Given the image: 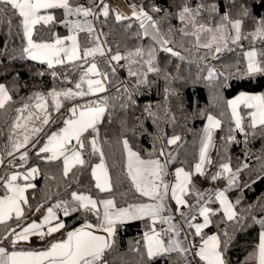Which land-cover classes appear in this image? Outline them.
<instances>
[{"label": "trees", "instance_id": "obj_1", "mask_svg": "<svg viewBox=\"0 0 264 264\" xmlns=\"http://www.w3.org/2000/svg\"><path fill=\"white\" fill-rule=\"evenodd\" d=\"M106 2L71 0L74 7L82 5L91 8L94 13V33L86 30L78 32L81 50L96 46L94 36H98L99 43L102 41L107 49L106 54L89 57L88 62L66 61L49 68L47 62L35 61L27 56L24 51L27 42L18 17L7 13L12 20L11 26L0 21V84L7 87L12 97L0 109V156L3 160L0 167V198L8 193L6 182L13 173L22 174L33 167L38 169V173L30 179L35 187L27 190L23 215L0 224V239L11 242L12 229L25 225L45 206L51 207L64 223L59 238L86 224H97L95 214L72 210L76 203L72 200L73 192L98 200L114 198L117 208L150 201L148 197L135 192L127 177L123 141L127 140L130 148L143 159L163 160L165 155H160L161 150L165 153L168 140L179 136L180 140L173 144L177 152L169 172L183 168L193 175L205 123L212 115L221 123L213 161L204 175V181L213 182L212 177L221 164L227 163L233 170L242 171L241 190L232 197L240 219L238 223L228 221L217 200L210 197L208 206L214 213L210 215V225L202 230L200 236L194 235V231L187 227L188 237L192 245L198 247L203 241L202 237L206 239L216 234L221 240L220 250L225 264L255 262L260 234L264 231V225L259 226L257 222L264 216V130L249 127L247 114L250 110L242 106L245 132H240L235 126L228 102L241 92L264 95V72L249 73L247 59V52L254 49L257 65L264 68V38L255 35L260 22L264 21V0H124L128 7H141L152 16L157 22L159 34L169 41L167 47L179 55L164 51L152 39L145 37L140 20L135 16L122 14L121 19L117 20L115 9ZM104 5L108 7L107 16L103 15ZM185 6L192 10V14H185V19L181 20L179 13ZM245 9L247 15L244 14ZM49 12L54 15V20L36 25L33 41L50 43L57 38L67 41L64 10L50 9ZM225 16L232 21H241V38L238 41H234L235 30L229 20L224 19ZM214 36L216 40L212 39ZM205 44L212 46L204 47ZM217 47L220 51H216ZM136 49H141L143 55H128ZM149 51L157 71L147 70ZM117 53L125 58L109 63L110 57ZM91 62L97 64L101 73H107V93L98 101L105 105L106 111L96 126L98 136L89 130L81 137L84 147L80 151L85 165L72 167L65 176L63 161L47 159L48 153H40L39 149L51 134L64 127L71 116L70 109L75 97L65 99L61 96V110L55 111L51 93L53 90L64 92L68 89L75 92L77 83L81 84L80 90L86 91L85 70ZM130 71L136 75H131ZM209 73H212L211 78ZM141 79L145 82L140 83ZM41 95L50 113L48 124H43V130L35 133L32 132L34 120L16 127V123L21 124L27 111L33 109ZM92 102L93 106L98 104L97 101ZM25 105H28L26 110ZM81 105L87 106L89 103ZM25 135L30 137L23 152L27 156L25 159L16 158L14 145L21 143ZM92 135H96L100 141L102 157L92 151ZM9 152L12 155H8ZM101 160L105 161L112 178V192H101L95 187L92 168ZM189 187L190 193L186 195L189 203L205 191V187L194 180ZM65 207L69 209L68 215L64 214ZM151 226L150 219L117 223L115 242L105 253L107 264H184L175 253L171 257L146 256L145 233L150 231ZM37 248L35 245H23L17 249L27 251Z\"/></svg>", "mask_w": 264, "mask_h": 264}, {"label": "snow or ice", "instance_id": "obj_2", "mask_svg": "<svg viewBox=\"0 0 264 264\" xmlns=\"http://www.w3.org/2000/svg\"><path fill=\"white\" fill-rule=\"evenodd\" d=\"M103 4V0H101ZM133 7L132 15L140 20V27L144 30L143 35H151L154 41H157L160 46L166 52H170L173 55H179V53L173 52V50L167 47L169 43L160 34L159 29L156 27L157 22L153 20V17L148 15L147 12L142 9L139 12L136 11L135 6ZM48 9H63L67 16L71 15H83L88 17L94 15L91 8L84 7L82 5L73 6L71 0H0V21H3L7 25L11 26L12 20L8 18L7 13H11L12 16L19 18L20 26L23 28V34L27 38L28 47L24 49L28 53L32 60H39L41 62H47L48 67L51 68L53 64H64L67 62L83 60L88 62L89 57H94L96 54L103 56L105 54V49L99 43V37L94 36L96 41V46L92 48L85 49L82 53L77 44L76 37L73 35L68 37L71 40V46H64V41L57 38L54 43H36L33 41V30L36 25L44 23L48 24L54 20V16L51 14H41L43 10ZM159 11V9H154ZM108 7L104 5L103 15L107 16ZM185 14L191 15L192 10L188 7H183L179 13L180 19H185ZM244 14L247 15V10H244ZM117 20L121 19L118 14L116 16ZM225 20H229L228 16L224 17ZM147 21V25L145 24ZM232 28L235 30L234 41H238L241 38V21L240 20H229ZM261 26L257 28L255 35L264 38V21H261ZM80 29L86 30L89 33H94V29L91 23L86 24V28L81 26L79 23L73 25V30ZM139 35V34H138ZM198 38V37H197ZM216 40L214 36L212 38ZM211 44H205L204 47H211ZM110 51V49H109ZM216 51H220L217 47ZM129 56H142L143 52L141 49H136L134 53H129ZM255 53H248V72L258 73L264 72V68L259 67L255 60ZM149 59L147 61L148 71H157V69L152 64V53L148 52ZM120 54H115L110 57V61L119 62L124 59ZM115 71V68L112 69ZM92 74L95 76H104L106 79L107 73H101L96 63L91 62L90 66L85 70V76ZM131 75H136V73L131 72ZM212 73H209V78H211ZM145 80L141 79L140 83H144ZM87 91L80 90L81 84H76L77 91L73 92L68 89L64 92H56L53 90L51 93L52 97L58 98L63 96L65 99H70L74 97H83L85 95L95 94L105 91V86L103 80L96 79L87 80ZM12 100V97L8 94V90L4 85L0 84V109H3L5 105ZM94 102H90L89 105H81L78 107H86V110L77 113V108L73 107L70 112L75 119H68L66 121V127H64L60 133L51 134L48 137L47 143L39 149L40 153H51L47 159L56 160L63 157L64 164V175L67 176L71 171L72 167L77 165L83 166L86 161L82 158L81 151L84 147V143L81 140L82 135L89 131L96 133L98 136V129L96 125L101 122V119L106 111L104 106H91ZM231 107V115L235 119V126L240 132H245V128L242 123V117L237 111L239 105H243L245 108L249 109L248 116L249 127L255 129L260 127L264 130V95H241L236 99L228 102ZM61 104L59 99H55V108L59 110ZM28 105H25L27 108ZM35 107L42 111L43 117L41 119L42 124H48L50 119V113L47 111V106L43 102V97L39 98ZM22 111V110H18ZM39 118V117H38ZM29 119H31V114H29ZM209 128L205 130V136L207 143H203L200 151V162L196 164L195 171L203 175L202 167L206 160L207 150L211 141V129L213 127H220V121L212 116H208ZM19 122L16 123V127H20ZM41 129L33 128L32 132H39ZM247 135V133H245ZM30 137L25 135L21 143L14 145L16 150L24 147L29 142ZM76 141V147L70 148L72 141ZM180 140L179 136H175L168 140V144H177ZM93 153H99L102 157L103 153L100 152L97 146V139L94 136L90 141ZM124 147L127 149V177L134 187L136 193L140 196L148 197L154 203L151 204H136L128 205L127 207L117 208L116 201L112 199H104L97 201L92 199L90 196L72 193V200L75 206L72 208L73 211H86L96 215L98 223L95 225L86 224L85 229L76 230L69 232L67 234V240L60 241L51 244L47 251L43 252H29V253H16L7 252L6 249L0 248V264H107L105 260V253L112 248L114 244V237L116 233V225L118 222H123L125 220L150 218L151 227L150 233H145V239L147 241L146 256L148 258L154 257H171L173 253L177 254L178 259L183 260L184 264H191L188 259V254L190 253L189 245L184 243L183 240L178 239L180 237L179 225L174 223V217L169 214L168 216H162L161 213L171 211L166 208L165 198L169 192V185L165 182V175L167 174L166 166L167 162H161L160 159H149L143 160L140 158L139 154L133 152L128 146V141H123ZM8 155H12L11 152ZM160 155H165L163 150H161ZM27 153L21 156V159H25ZM169 159H171V154H168ZM210 162V161H209ZM3 164V160L0 159V165ZM223 172H231L232 169L230 165H221ZM38 172L37 168H32L27 175L23 177L24 180H29L33 177L35 173ZM176 184L171 188V196L175 200L177 206L176 211L179 212L181 217H185V214L180 211L182 207H187L188 202L184 198L190 193V173L184 171L183 168H178L176 170ZM92 176L95 178V187L101 192H112V178L110 177L106 167L103 163L97 164L92 169ZM217 176H213L212 179L215 180ZM18 176L12 175L6 182L7 191L10 195H6L0 198V224L15 218L19 219L23 215L22 204H27V198L24 193L27 188L35 187L33 184H26L24 187L16 184ZM235 179V176L230 178L229 183L231 184ZM198 194V193H197ZM199 195V194H198ZM203 197H201L202 199ZM219 199L220 204L223 205V213L228 221L239 222V217L235 211L233 204L227 200L224 192H219L216 196ZM239 203V201H237ZM103 205V211L99 205ZM59 208L60 205L58 204ZM48 215L44 218V223H50L52 219L55 218V213L52 208H49ZM64 214H69V209L65 207ZM214 214L213 209L208 207H201L199 209V215L203 217L202 224H191L190 220L195 219L194 216L185 217L186 222H188L190 228H194V235L200 236L204 228L208 227L211 223L209 217ZM159 220L162 224H167V229H162L157 231L155 228L156 221ZM264 224V220L260 221ZM42 225L33 222L30 226L22 229L20 233H16L15 229H12V234L16 235L17 240H26L28 235L38 234L44 235L39 229ZM64 228L63 223L57 224L55 227H50L48 233L59 231ZM97 232H102L103 234H97ZM163 233V235H162ZM169 234H174L165 242L164 236ZM226 235V233H225ZM203 244L199 246L198 251L194 253L198 256L200 260L204 261L205 264H224L222 253L220 250L221 240L218 235L208 236L206 239L203 238ZM196 247V245H192ZM258 264H264V232L261 233L260 243L258 246Z\"/></svg>", "mask_w": 264, "mask_h": 264}, {"label": "crops", "instance_id": "obj_3", "mask_svg": "<svg viewBox=\"0 0 264 264\" xmlns=\"http://www.w3.org/2000/svg\"><path fill=\"white\" fill-rule=\"evenodd\" d=\"M107 2V4H110V5H112L113 6V8L115 9V8H117V9H119L121 12H122V14H124L125 16H131L132 15V13H133V8H130V7H128L126 4H125V2H124V0H106ZM135 9H136V11H137V8L135 7ZM138 9H141L140 7L138 8ZM49 10L50 9H48V10H43L42 11V14H45V15H47L48 13H49ZM50 14H51V12H50ZM53 15V14H52ZM69 19H72V21H70V22H68V20ZM68 22V23H67ZM63 23H66L67 24V28H68V36H67V41H64V39H61V40H63L65 43V45L66 46H71V40H69L68 39V37H71V36H75L76 37V40H77V44H78V46H79V40H78V32L79 31H82V30H80V29H75V30H73V25L74 24H76V23H79L81 26H83V27H85L86 28V24L87 23H91V25H92V27H93V29L95 28V19H94V15H90V16H88V17H84L83 15H71V16H67L66 14H65V19H64V21H63ZM34 31V30H33ZM83 31H85V30H83ZM26 38V37H25ZM26 42H27V38H26ZM35 42V41H34ZM55 42V41H54ZM54 42H50V43H54ZM37 43V42H36ZM100 44H101V46L105 49V54L107 53V49H106V47H105V45H104V43L101 41L100 42ZM27 47H28V45H27ZM79 49L81 50V48H80V46H79ZM83 51L81 50V53H82ZM27 56L30 58V56L28 55V53H27ZM31 59V58H30ZM35 61H39V60H35ZM39 62H41V61H39ZM46 62V61H45ZM54 65V64H53ZM97 65V64H96ZM97 68H98V70L100 71V69H99V67L97 66ZM101 72V71H100ZM89 79H92V80H96V79H101V80H103V83H104V86H105V91H103V92H99V93H95V94H90V95H85V96H83V97H79V96H77V97H75L74 98V100L72 101V104H73V106H72V108L73 107H76L77 108V113H79L80 111H84V110H86V107H83V108H81V107H78L79 106V104L80 103H84V104H88V103H90V102H92V101H100L101 99H102V97L107 93V87H106V81H105V78H104V76H95V75H92V74H88L86 77H85V79H84V84L88 87V85H87V80H89ZM5 86V85H4ZM5 88L7 89V87L5 86ZM8 90V89H7ZM86 91H87V88H86ZM8 94H9V92H8ZM40 97H43L42 95L41 96H39V98ZM55 99H59L60 100V97H58V98H54V102H55ZM39 101V99H37L36 101H35V105H36V103ZM43 102L46 104V101H45V98L43 97ZM60 104H61V101H60ZM71 104V105H72ZM35 105H34V107H33V109H31V110H28L27 111V114L25 115V117L23 118V120H22V122H21V126L22 125H25V124H27L29 121H31V120H34V122H35V126H34V128H38V129H43V127H44V125L41 123V119H42V117H43V113H42V111L41 110H39V109H37L36 107H35ZM91 106H93V104L91 105ZM95 106H104L105 107V105L102 103V102H98V104H94V107ZM71 108V109H72ZM27 108H25L24 107V110H26ZM61 110V106H60V108H59V110H56V108H55V111H60ZM29 114H31V119H29ZM210 116H212V115H210ZM39 117V118H38ZM212 117H214L215 119H217V120H219L218 118H216L215 116H212ZM76 117H74L73 115H72V113H71V116L68 118V119H75ZM20 126V127H21ZM97 126V125H96ZM64 127H66V123H65V125H64ZM63 127V128H64ZM62 128V129H63ZM207 128H209V124H208V119L206 120V123H205V127H204V130H203V133H202V136H201V140H200V143H199V159H198V161H197V163H199L200 162V151H201V148H202V145H203V143H207L208 141L206 140V136H205V130L207 129ZM61 129V130H62ZM218 129H219V127L217 128V127H213L212 129H211V141H210V144H209V148H208V150H207V154H206V160H205V163H204V165H203V167H202V171H203V175H201L200 173H197L196 171H195V166H196V164H195V166H194V170H193V175H190V183H191V181H195L196 183H198V184H201V185H203L204 187H205V191L195 200V201H193L192 203H189L188 201V206L187 207H182L181 209H180V211H182L184 214H185V217H189V216H194L195 217V219H191L190 220V223L191 224H202L203 223V217L202 216H200L199 215V209L201 208V207H208L209 208V206H208V201H209V198L210 197H214L216 200H217V202H218V204H219V206H220V208L222 209V211H223V205H221L220 204V201H219V199H217L216 198V196H217V191L218 190H216V191H214L215 193L214 194H212V189L210 188V183H208V182H205L204 180H205V177H204V175L206 174V172L210 169V167H211V164H212V161H213V156H214V152H215V148H216V139H217V134H218ZM61 130L59 131V132H57V133H60L61 132ZM91 130V129H90ZM86 133V132H85ZM54 134V133H53ZM83 136V135H82ZM96 137V139H97V146H98V148H99V150H100V152H102V149H101V144H100V141H99V139H98V137L96 136V135H92L91 137H90V140H92L93 139V137ZM48 140V139H47ZM46 143H47V141H46ZM45 143V144H46ZM173 145V144H172ZM129 146V145H128ZM69 147L70 148H72V147H76V141L75 140H73L72 141V143H71V145H69ZM130 147V146H129ZM26 148V146H24V147H21L19 150H17L16 151V155H20L21 156V154H23V152H24V149ZM124 149H125V155H126V162H127V149L124 147ZM171 149H173V148H171ZM132 150V149H131ZM174 150V149H173ZM173 150H170V151H167V150H165V159H163V160H161V162L163 163V162H167V169H166V171H167V174L165 175V177H164V179H165V182H167L168 183V185H169V192H168V195H167V197L165 198V203H166V208L167 209H170L171 211L169 212V211H165V212H162L161 213V215L162 216H168L169 214H171L173 217H174V220H173V222L174 223H177L178 225H179V228L181 229V231H180V237H178V239H181V240H183V242L184 243H186V244H188L189 245V248H190V253L188 254V259L191 261V264H205V262L204 261H202V260H200L199 259V257L198 256H195L194 255V253L196 252V251H198V248H199V246H201L202 244H203V241L200 243V245L198 246V247H196V248H193L192 247V243H191V241H190V239H189V237H188V233H187V227L189 228V224H188V222H186V220H185V217H181L180 216V214H179V212H177L176 211V208H177V206H176V204H175V200L172 198V196H171V188L173 187V186H175V184H176V175H175V173H176V170L178 169H176L174 172H173V181L171 182V180H170V178L168 177V174H169V167H170V165H171V160L169 159V156H168V154L170 153L171 154V158H175L172 154H174V151ZM176 150V149H175ZM133 152H135L134 150H132ZM51 155V153H48V156H50ZM82 155V154H81ZM176 155V154H175ZM141 158V157H140ZM0 159H1V156H0ZM59 159H61L62 161H63V157H61V158H59ZM141 159H143V158H141ZM57 160V159H56ZM143 160H149V159H143ZM210 161V162H209ZM100 163H103L104 164V166L106 167V169H107V171H108V168H107V165H106V163H105V161L104 160H101L99 163H97V164H100ZM97 164H95L94 166H93V168L97 165ZM225 164H227V163H225ZM221 165H223V164H221ZM221 165L217 168V170H216V172H215V175L214 176H217V178L215 179V180H212L213 182H215V181H225V187L223 188V189H221L222 191L221 192H224V195H225V197L227 198V200L228 201H230L231 203H232V197H234L235 195H237L238 193H239V191L241 190V186H242V182H243V174H242V171L240 170V169H238V170H233L232 169V167H231V165L230 164H228V165H230V167H231V169H232V171L229 173V172H223V170H222V168H221ZM2 165H0V167H1ZM33 168H36V167H33ZM92 168V169H93ZM31 170V169H30ZM30 170H27L26 172H24V173H22V174H19V173H13L12 175H17L18 176V179H17V181H15V183L16 184H18V185H20L21 187H24L26 184H31L30 183V179H32L37 173H35L34 175H33V177L32 178H30L29 180H20L21 178H23L25 175H27L28 174V172L30 171ZM184 171L185 172H187L185 169H184ZM108 173H109V171H108ZM187 173H190V172H187ZM191 174V173H190ZM233 174H234V176H235V179H234V181L230 184L229 183V180H230V178L233 176ZM11 175V176H12ZM110 175V174H109ZM10 176V177H11ZM94 178V177H93ZM95 179V178H94ZM95 183H96V181H95ZM6 187H7V185H6ZM29 188H27L26 189V191H25V193H24V195H25V197H26V193H27V190H28ZM208 190L211 192V194H205L206 192H208ZM11 193L10 192H8L6 195H10ZM201 197H203L202 199H201ZM185 199H186V196L184 197ZM92 199H95V198H92ZM104 199H112V198H109V197H106V198H102V199H95V200H97V201H101V200H104ZM187 200V199H186ZM151 203H154V201H152V200H150V201H148V202H146V203H139V204H151ZM233 204V203H232ZM132 205H136V204H132ZM21 207H22V209H23V204L21 205ZM99 207H100V209H101V213H102V211H103V205L101 204V205H99ZM233 207H234V205H233ZM49 208H51V207H47V206H45V207H42V208H40L34 215H33V217L25 224V225H23L22 227H20V228H18V229H16L15 230V232L16 233H20L21 231H22V229L23 228H25V227H28V226H30L33 222H36L37 224H40V225H42V227L39 229V231L40 232H43L44 233V235H38V234H32V233H30L29 235H28V239H26V240H17L16 239V235L15 234H13V236H12V240H11V242H8L6 239H0V248H4V249H6L7 250V252H9V253H12V252H16V253H29V252H43V251H47L49 248H50V246H51V244H53V243H57V242H60V241H65V240H67V236L66 237H64V238H59L58 236L60 235V233H61V231L63 230V228L62 229H60L59 231H56V232H52L51 234H49L48 233V229L50 228V227H55L57 224H59V223H63V221L59 218V216H58V214L53 210V212L55 213V218L54 219H52L51 221H50V223H44V218L48 215V209ZM234 209H235V207H234ZM236 211V210H235ZM225 215V214H224ZM13 217H15V216H13ZM226 217V216H225ZM142 219H150V218H147V217H145V218H142ZM209 219H210V217H209ZM136 220H141V219H133V220H125V221H123V222H118V223H126V222H132V221H136ZM262 220H264V216L263 217H261V218H259L258 220H257V222H258V224H259V226H263L264 224H262V223H260V221H262ZM64 224V223H63ZM162 226V227H160V226ZM210 225V224H209ZM167 227H168V225L167 224H162V223H160V221L159 220H157L156 221V224H155V228H156V230L157 231H161L162 229H167ZM81 229H85V227H83V228H81ZM194 232H195V229L194 228H191ZM205 229V228H204ZM203 229V230H204ZM80 230V229H79ZM85 230H87V229H85ZM262 232H264V231H262ZM261 232V233H262ZM149 234H151L150 233V231L148 232ZM97 234H103L102 232H97ZM162 235H163V233H162ZM174 234H169L168 236H167V238H165L164 237V239H165V242L167 243L168 242V240H169V238L171 237V236H173ZM211 235H216V234H211ZM211 235H209V236H211ZM260 236H261V234H260ZM145 241H146V239H145ZM259 243H260V239H259ZM23 245H35V246H37L38 248L37 249H35V250H27V251H22V250H18L17 248H19V247H21V246H23ZM146 246H147V241H146ZM45 264H46V262H45ZM224 264H225V262H224ZM251 264H258V258H257V260L255 261V262H253V263H251Z\"/></svg>", "mask_w": 264, "mask_h": 264}, {"label": "rangeland", "instance_id": "obj_4", "mask_svg": "<svg viewBox=\"0 0 264 264\" xmlns=\"http://www.w3.org/2000/svg\"><path fill=\"white\" fill-rule=\"evenodd\" d=\"M141 8V7H140ZM142 9V8H141ZM141 9H138L137 8V12H139V10H141ZM116 10V9H115ZM144 11V10H143ZM42 14V13H41ZM48 14H50V12L48 13ZM51 15H52V13H51ZM54 16V15H53ZM146 22V21H145ZM64 46H66L65 44H64ZM249 52H254L255 54H256V51L254 50V49H252V50H250V51H248L247 52V59H248V53ZM255 60H256V55H255ZM67 61V60H66ZM248 61H249V59H248ZM55 64V63H54ZM241 95H245V96H248V95H256V96H259V95H262L261 93H250V92H241L240 94H238L237 96H235V97H233V98H231L229 101H231V100H234V99H236L238 96H241ZM230 106V105H229ZM243 105H239L238 106V109H237V111L239 112V114H240V116L242 117V115H241V107H242ZM244 107V106H243ZM230 109H231V107H230ZM233 120H234V123H235V119L233 118ZM171 148H173V149H171ZM176 149V150H175ZM166 150L167 151H170V150H173L174 151V154H172L174 157H175V154H176V152H177V148L175 147V146H173V145H170V144H168V146L166 147ZM171 160V162L173 163V161H174V159L173 158H171L170 159ZM171 163V164H172ZM166 169H167V166H166ZM177 168H175L174 169V171L176 170ZM173 171V172H174ZM224 190V189H223ZM222 190H218L217 191V193H219V192H221ZM205 194H211V192L208 190V192H206Z\"/></svg>", "mask_w": 264, "mask_h": 264}, {"label": "built area", "instance_id": "obj_5", "mask_svg": "<svg viewBox=\"0 0 264 264\" xmlns=\"http://www.w3.org/2000/svg\"><path fill=\"white\" fill-rule=\"evenodd\" d=\"M116 9V11H117V13L118 14H120L121 13V11L119 10V9H117V8H115ZM23 154H21V156H22ZM18 157H16V158H21V156L20 155H17ZM169 178H170V180H171V182L173 181V174L171 173V172H169ZM225 187V181H215V182H211L210 183V188L213 190L212 192H214V191H216V190H221V189H223Z\"/></svg>", "mask_w": 264, "mask_h": 264}, {"label": "water", "instance_id": "obj_6", "mask_svg": "<svg viewBox=\"0 0 264 264\" xmlns=\"http://www.w3.org/2000/svg\"><path fill=\"white\" fill-rule=\"evenodd\" d=\"M147 21L145 22V24L147 25ZM144 30L142 29V32H143ZM145 37H148V38H150V39H152V37H151V35H148V36H145ZM153 40V39H152ZM154 41V40H153ZM158 46H160V44L157 42V41H154ZM161 47V46H160Z\"/></svg>", "mask_w": 264, "mask_h": 264}, {"label": "bare ground", "instance_id": "obj_7", "mask_svg": "<svg viewBox=\"0 0 264 264\" xmlns=\"http://www.w3.org/2000/svg\"><path fill=\"white\" fill-rule=\"evenodd\" d=\"M188 41H189V40H188ZM190 41H191V40H190ZM190 41H189V42H190ZM193 41H194V40H193ZM187 43H188V42H187ZM190 43H191V42H190ZM193 46H194V45H193ZM178 48H179V46H178Z\"/></svg>", "mask_w": 264, "mask_h": 264}]
</instances>
